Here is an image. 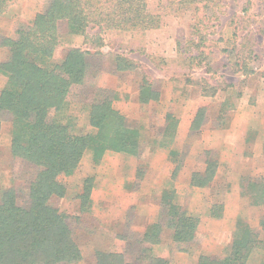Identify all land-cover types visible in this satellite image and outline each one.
Returning <instances> with one entry per match:
<instances>
[{
	"label": "rangeland",
	"instance_id": "1",
	"mask_svg": "<svg viewBox=\"0 0 264 264\" xmlns=\"http://www.w3.org/2000/svg\"><path fill=\"white\" fill-rule=\"evenodd\" d=\"M166 1H148L149 12L161 16L158 28L142 33L109 32L104 36V47L91 62L84 83L69 94L71 117L83 133L93 135L96 130L86 124V105L97 88L115 91L114 108L126 118L128 126L140 132V148L137 156H131L135 158L132 164L137 166L136 180L145 178L149 184L138 192V197L143 194L156 211L153 204L161 202L164 194L162 202L180 205L201 226L192 242L176 243L174 249H190L196 256L202 242L209 255L201 256L224 258L242 234L240 230L247 227L260 244L240 262L264 264V192L259 197L264 191V0H203L196 14L192 12L194 6L185 14L167 10ZM45 4L46 0H11L0 14V37H13L15 30L29 25ZM89 33L95 34L96 30ZM58 37L53 54L56 62L70 48L89 49L83 37L68 34L65 23L59 24ZM198 43L201 45L195 46ZM203 64L208 65V72ZM141 85H150L156 100L140 102ZM201 108L203 122L193 131V119ZM216 129L225 133L224 144L211 133ZM1 131L0 193L10 187L25 190L32 171L10 154V125L3 124ZM121 157L125 158L124 154L107 152L94 163L92 155L86 153L73 174L60 177L66 186L65 196L50 200L69 217L82 257L77 264L95 263V255L90 253L92 238L83 234L91 217L82 219L76 212L83 181L91 179L88 183L92 185V175L96 174L100 182L104 180L102 183L109 182L110 186L123 183L124 174L114 167L131 163H121ZM207 162L215 165L213 177L204 186L193 185L191 180L202 178ZM177 165L180 168L170 179L169 173ZM160 166L164 174L167 171L170 184L151 189L153 181H161L156 171ZM205 201L208 205H201ZM87 209L91 212L85 204ZM164 214L161 207L158 227L166 225ZM221 229L223 251L214 246L215 234ZM137 237L131 233L123 237L128 247L125 258L143 264L144 259H134L140 249L153 245L140 246L135 242ZM191 259L188 255L182 264H189Z\"/></svg>",
	"mask_w": 264,
	"mask_h": 264
},
{
	"label": "trees",
	"instance_id": "2",
	"mask_svg": "<svg viewBox=\"0 0 264 264\" xmlns=\"http://www.w3.org/2000/svg\"><path fill=\"white\" fill-rule=\"evenodd\" d=\"M148 1L46 0L44 9L29 25L19 27L13 37H0V48L7 52L6 59L0 63V73L7 79L0 91V130L3 124L10 125V154L32 171L25 190L10 187L0 193V264H77L82 261L69 217L50 204L51 199L66 194L60 177L73 174L87 152L94 163L107 152L135 157L141 140L139 130L128 126L126 118L114 108L117 95L112 89L97 88L86 105V124L96 130L93 135L83 133L71 117L69 94L84 83L91 62L98 57L99 48L104 47L106 34L142 33L160 26L161 16L149 12ZM10 2L0 0V14ZM166 2L167 10L185 14L194 6L192 12L196 14L202 9L203 0ZM60 23H65L68 34L83 37L89 49L70 48L56 62L53 54L59 44ZM93 30L96 33L90 35ZM202 66L208 72V65ZM140 88V102L156 100V92L150 85ZM203 115L201 108L191 130L200 128ZM214 169L215 165L207 162L202 178L197 181L195 176L191 182L204 186L213 177ZM88 182L91 179L83 181L79 196L81 211L89 202L92 185ZM261 192L259 197L263 189ZM261 198L264 201V197ZM161 207L167 218L166 226L173 231V241L192 242L197 218L187 215L172 201L161 202ZM157 233L156 226L135 242L140 246L157 244ZM240 233L226 257L201 256L197 264H243L240 261H245L260 242L247 227ZM94 255V264H132L125 258L126 254L95 252ZM140 259L148 264H169L153 256L149 247L139 250L135 260Z\"/></svg>",
	"mask_w": 264,
	"mask_h": 264
},
{
	"label": "crops",
	"instance_id": "3",
	"mask_svg": "<svg viewBox=\"0 0 264 264\" xmlns=\"http://www.w3.org/2000/svg\"><path fill=\"white\" fill-rule=\"evenodd\" d=\"M7 33V32H6ZM3 36H7L4 34ZM8 37V36H7ZM7 52L4 48H0V63L6 59ZM6 82L5 77L0 73V91L3 89L4 84ZM211 131L213 134L215 133L217 140L222 139L221 143L224 144V134L222 131ZM9 137V136H8ZM3 138L2 131L0 130V142ZM225 140V139H224ZM88 153V152H87ZM86 154V153H85ZM84 154V155H85ZM8 155V149H7ZM83 155V156H84ZM255 155V154H254ZM125 158L121 157V163L123 160L129 161L131 164L125 165H115V171L122 172L123 175V183L117 185H109V182H100L98 177L96 178V174H93L92 177L94 179L91 191L88 208L90 207L91 212L87 210H80V202L76 205L77 216H80L82 219H86L87 217H91V222L89 225H86L87 231L84 230L85 237L91 239V254L95 252H103V253H117V254H127L128 247L127 244L123 242V237L126 236V233H131V235L137 237L138 240H141L145 233L151 232L159 223H156L159 217V211L161 209V202H157L156 211L152 209L149 205V201H145L143 199V194L139 195L138 192H142L144 190V186L149 184L145 178L141 180H136L137 176V166L136 163L132 164V160L135 158L131 156H126ZM253 156V155H252ZM1 159V158H0ZM120 161V159H119ZM180 168V165L173 167L171 173H169V177L175 174V172ZM182 169H185L183 166ZM161 174V181L155 180L152 182L151 189H162L165 187V184H170V179L167 177V171L165 170V174L161 169H157ZM154 171V172H156ZM189 171V169H188ZM193 172V170H190ZM111 176V174H109ZM101 191V192H100ZM100 192V196H99ZM134 195V198H133ZM201 205H208L207 202H201ZM180 206V205H179ZM134 211L133 215L129 214V211ZM197 216V215H196ZM167 221V219H164ZM206 220L201 216V223H204ZM212 221V220H209ZM219 221H221L219 219ZM88 222V221H86ZM214 222V221H213ZM222 222V221H221ZM200 223V219H199ZM198 226V225H197ZM88 227H90L88 229ZM197 233L201 232V226H198ZM158 230V242L154 244L151 249V253L153 256L164 259L169 262V264H182V260H185L188 255H191L193 259L189 262V264H197L199 256L201 255H209L207 252L206 244L199 243L197 246L196 256H193L190 249L178 251L174 249L176 243L173 241V231L168 228V226H157ZM221 231L217 232L214 237V246L220 247V250L223 251L225 249V244L221 243ZM223 234V233H222ZM101 239L103 241H101ZM177 247V246H176ZM227 247V246H226ZM209 253L211 254V247L209 249ZM187 256V257H185ZM84 259V258H83ZM86 260H89V256H86ZM135 260V259H134ZM133 260V261H134ZM84 262V260H83ZM133 264V262H131ZM148 264V262L143 263Z\"/></svg>",
	"mask_w": 264,
	"mask_h": 264
}]
</instances>
